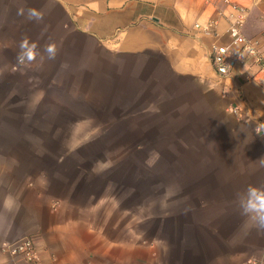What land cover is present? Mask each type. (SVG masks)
Masks as SVG:
<instances>
[{
	"label": "crops",
	"instance_id": "obj_1",
	"mask_svg": "<svg viewBox=\"0 0 264 264\" xmlns=\"http://www.w3.org/2000/svg\"><path fill=\"white\" fill-rule=\"evenodd\" d=\"M235 1L247 9L244 35L264 51V0ZM219 10H228L221 0H0V93L11 92L13 61L36 46L44 61L140 76L144 93L195 77L222 121L211 179L192 174L181 181L183 226L167 219L165 227L151 229L147 244L125 243L126 232L141 231H125L124 221L112 232L116 239L100 241L102 231L90 228L92 218L77 209L70 192L43 179L28 181L27 170L1 157L0 144V264H29L5 248L26 236L43 264H264V230L242 214L239 200L249 185L264 187V69L246 57L228 76L215 74L210 44L230 40ZM33 11L39 19L31 17ZM211 17L219 18L217 34L194 27ZM11 136L0 133V140Z\"/></svg>",
	"mask_w": 264,
	"mask_h": 264
},
{
	"label": "rangeland",
	"instance_id": "obj_2",
	"mask_svg": "<svg viewBox=\"0 0 264 264\" xmlns=\"http://www.w3.org/2000/svg\"><path fill=\"white\" fill-rule=\"evenodd\" d=\"M37 54L36 46L20 53L11 92L0 93V133L12 135L0 140L1 157L27 170L28 181L43 179L70 192L77 209L92 218L90 228L102 231L100 241L116 239L112 232L121 221L125 231H141L126 232L125 243L152 242L151 229L165 227L167 219L182 227L181 181L192 174L211 179L222 128L213 97L195 86L200 81H174L164 91L154 85L157 92L144 93L140 76L100 74L106 70Z\"/></svg>",
	"mask_w": 264,
	"mask_h": 264
},
{
	"label": "built area",
	"instance_id": "obj_3",
	"mask_svg": "<svg viewBox=\"0 0 264 264\" xmlns=\"http://www.w3.org/2000/svg\"><path fill=\"white\" fill-rule=\"evenodd\" d=\"M209 1V0H207ZM225 11L219 10L220 15L227 19V33L229 42L223 43L214 40L210 44V59L213 70L218 77L230 74L238 61H245L249 57L260 69H264V51L258 48L257 42L247 38L243 33V25L247 17V9L235 0H221ZM218 17H211L205 22H196L194 27L204 34H217ZM233 45H238V51L233 50ZM5 248L11 254L21 255L29 264H43L37 255L34 240L31 237H22L15 242L5 243Z\"/></svg>",
	"mask_w": 264,
	"mask_h": 264
},
{
	"label": "clouds",
	"instance_id": "obj_4",
	"mask_svg": "<svg viewBox=\"0 0 264 264\" xmlns=\"http://www.w3.org/2000/svg\"><path fill=\"white\" fill-rule=\"evenodd\" d=\"M31 17L39 19V14L35 11L30 13ZM24 45H22V48ZM50 56L55 54L54 47H49L47 49ZM24 55L20 56V59H24ZM28 60H33L34 54L31 50L26 52ZM240 207L242 209V214L246 215L254 226L258 229L264 230V187H256L249 185L243 194L239 197Z\"/></svg>",
	"mask_w": 264,
	"mask_h": 264
}]
</instances>
